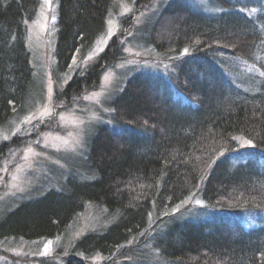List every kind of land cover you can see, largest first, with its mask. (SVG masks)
I'll list each match as a JSON object with an SVG mask.
<instances>
[{
    "label": "trees",
    "instance_id": "obj_1",
    "mask_svg": "<svg viewBox=\"0 0 264 264\" xmlns=\"http://www.w3.org/2000/svg\"><path fill=\"white\" fill-rule=\"evenodd\" d=\"M113 1L56 0L58 65L74 63L103 34ZM120 1L137 9L147 3ZM214 1L222 12L208 15L171 0L149 21L147 46L170 59L174 76L131 77L106 104L120 129L93 126L87 135L83 179L68 182V194L50 192L14 210L0 222V240H51L74 216L89 213L104 215L100 228L76 241L62 264L126 255L145 264L150 247L167 264H264V164H232L228 157L237 138L264 151V0ZM39 6L40 0H0V126L33 86L26 25ZM120 48L113 40L61 96L72 101L93 89ZM240 63L258 75L237 76ZM10 145L0 146V156ZM188 214L195 217L182 218ZM238 215L257 226L247 229Z\"/></svg>",
    "mask_w": 264,
    "mask_h": 264
},
{
    "label": "rangeland",
    "instance_id": "obj_2",
    "mask_svg": "<svg viewBox=\"0 0 264 264\" xmlns=\"http://www.w3.org/2000/svg\"><path fill=\"white\" fill-rule=\"evenodd\" d=\"M169 1L147 0L142 8L137 9L123 4V1L114 0L109 7L103 34L87 52L64 69L56 63L54 56L56 0H40L35 18L26 25L25 45L33 71V86L19 111L5 125L0 126V146H15L9 147L11 149L2 152L0 156V222L21 205L34 201L39 203L50 192L68 194L67 183L83 179L84 175L79 168L86 150L87 135L93 126L120 129L108 118L111 111L106 104L112 95L115 97L124 89L131 77L139 73H150L168 81L170 76H174L170 59L164 53L159 55L147 46L150 33L146 30L148 23L166 9ZM183 2L194 11L208 15L218 14L223 9L214 0ZM113 40L121 42L119 60L103 71L93 89L83 91L72 101L64 99L62 91L73 76L80 81L79 77L85 76L88 69L96 65L98 57ZM228 64L232 67L231 63ZM232 69L235 73V69ZM235 74L239 77L258 75L253 66L241 63ZM223 75L230 81L227 74ZM179 102L184 107L188 106L185 100ZM235 143L237 151L234 150L228 156L232 164L249 160L264 164L263 150L253 149L242 138H237ZM103 216L89 213L74 216L66 232L54 235L51 240H0V264H62L71 255L69 252L76 241L100 228ZM245 216L238 215V219L247 229L257 226L256 219ZM191 217L195 216L188 214L182 218ZM103 224H106V220ZM146 244L142 243L137 250L144 251ZM147 251L151 260L145 264H167L151 247ZM86 259L88 264L142 263L136 255Z\"/></svg>",
    "mask_w": 264,
    "mask_h": 264
}]
</instances>
